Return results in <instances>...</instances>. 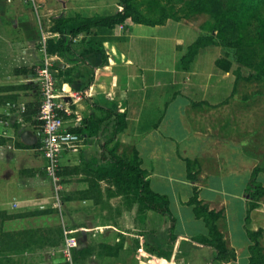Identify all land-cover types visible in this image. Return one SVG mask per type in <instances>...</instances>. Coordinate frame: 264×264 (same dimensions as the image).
<instances>
[{
  "label": "crops",
  "instance_id": "crops-1",
  "mask_svg": "<svg viewBox=\"0 0 264 264\" xmlns=\"http://www.w3.org/2000/svg\"><path fill=\"white\" fill-rule=\"evenodd\" d=\"M110 30L111 35L87 36L85 43L80 36L75 41L77 55L50 56L43 48L56 72H71L61 76L59 86L63 100L58 101H64L73 115L66 118V128L78 118L82 123L94 116L97 105L125 114L127 125L118 141L138 153L150 190L166 197L173 220L140 205L134 209V224L127 220L130 209L112 223L106 216L97 217L102 209L91 196L78 198L77 186L53 185L45 172L32 103L40 96L28 76L37 75L34 58L24 51L23 63L15 64L12 54L10 73L0 76V224L8 227L6 234L42 229L50 233L62 224L77 244L68 249L66 235L61 234L53 237V246L42 247L46 235L36 239L27 234L23 249L0 251V264H15L14 259L22 264H264V157L251 145L253 124H240L237 108L222 121L219 116L232 111L224 105L229 93L220 81L206 87L207 75L195 68L199 59L183 67L184 42L169 33L167 25L127 21ZM6 64L0 60V74ZM25 70L26 74L17 72ZM192 74L199 78L196 85ZM83 144L63 168L79 163ZM258 189L254 200L251 194ZM195 193L208 211L222 215L216 222L227 249L221 260L214 259L213 248L192 241L209 236L205 218L192 202ZM115 199H110L111 205L123 206ZM28 211L34 213L8 219ZM250 233L261 234L253 240ZM256 244L259 263H254L252 253Z\"/></svg>",
  "mask_w": 264,
  "mask_h": 264
},
{
  "label": "rangeland",
  "instance_id": "rangeland-1",
  "mask_svg": "<svg viewBox=\"0 0 264 264\" xmlns=\"http://www.w3.org/2000/svg\"><path fill=\"white\" fill-rule=\"evenodd\" d=\"M131 4L142 22H139L138 18H130V24L167 25L169 33L183 40V52L186 55L198 39H204L202 46L196 49L193 55V60L199 59L195 68L197 72L201 71L207 75L204 80L207 88H212L220 81L224 91L230 95L229 101L224 105L230 109L229 112L231 109L232 111L219 117H222V121H227L237 108L239 123L253 124L251 145L256 154L264 157V0H131ZM120 9L119 0H0V60L8 63L3 67L0 76L6 78L10 73L9 69L13 67L9 64L12 63V54L15 64L23 63L21 59L26 56L24 51H28L31 58H34L33 70L38 72L45 63L43 48L52 34L50 29L54 26L55 17H71L77 14L91 17L96 14H112ZM99 32H105V35L113 33L110 29ZM84 37L82 43L87 39V36ZM33 44L35 47L31 46ZM217 60H221L223 67L230 64V70L225 71L214 66L213 62ZM52 69L59 88L61 81L58 72ZM194 75L197 74L190 77L192 85H196L199 80ZM32 103L35 111H39L40 97ZM94 116L100 120L102 113L95 111ZM72 117L73 115L66 116L67 119ZM111 131V126L103 124L97 138L85 137L79 163L63 169L57 185L64 188L77 186L78 198L91 196L95 206L100 205L102 211L108 210L105 214L98 212L97 217L106 216L112 219V223L116 218L124 217V212L130 209L127 220L134 224V209L140 207L134 194L122 181L100 174L97 170L102 159L100 144L109 139ZM133 153L134 150L129 144L118 142L116 154L120 159L131 161ZM178 171L179 165L176 166V173ZM111 198H117L116 203L122 201L123 206L111 205ZM60 199L65 201V196L61 197L60 194ZM31 213L34 212H18L15 216H27ZM7 229L8 227L1 223L0 235L6 233ZM50 229V233L48 230L43 232L48 239L41 241L42 247L53 246V237L60 238L66 230L62 224ZM38 231L35 238L39 235ZM68 231L69 229L66 232ZM8 240L10 242L7 241L6 248L1 249L3 252L15 250L14 245L18 246V242L22 241L15 244L16 241L11 242L12 238L8 237ZM37 244L35 243V247ZM23 248L24 246H18L17 249ZM14 261L15 264H22L21 260Z\"/></svg>",
  "mask_w": 264,
  "mask_h": 264
},
{
  "label": "trees",
  "instance_id": "trees-1",
  "mask_svg": "<svg viewBox=\"0 0 264 264\" xmlns=\"http://www.w3.org/2000/svg\"><path fill=\"white\" fill-rule=\"evenodd\" d=\"M119 2L121 4V9L117 10L112 15H95L91 17H85L81 14H77L71 17H66L64 15L55 17L53 19L54 26L50 29V32L52 34H58L59 38H49L46 41V53L50 56L59 55L64 57H69V54L77 55L74 39L79 38L80 36L92 35L95 37L96 34L102 29H113L118 25H125L128 19L130 18H135L134 20L138 18L139 22H142L141 18L137 16L136 11L131 4V0H119ZM203 40V38L198 39L197 42L192 47H190L191 49L189 50L188 54L183 58L184 68L187 69L190 66L194 59V52L196 51V49L202 46ZM216 66L218 68L221 67L225 71L230 70V64L228 66L223 67V65L221 66V60L216 61ZM17 72H24V74H26L27 70ZM62 75L70 76L71 72L69 70L65 72L58 71V77L60 79ZM66 80L71 84L73 83L70 77H66ZM93 108L102 113V117L99 121H97L94 116L85 117L80 127H72L68 130H70L71 132L79 133L83 136V139H86L87 137L97 138L99 136V132L101 131L103 124L112 127L109 139L100 144L102 150V159L101 162L98 164V172L103 175L111 176L117 181H122L134 194V196L138 200V203L142 205L145 209L153 210L165 216H169V218L173 220L171 213L168 209V201L166 197L155 194L150 190L148 172L141 167L138 153L134 151L131 161L122 160L116 154V149L119 142L118 135L125 130L127 125L126 115L122 113H116L111 109H106L98 105L94 106ZM38 112L39 111H35L37 115ZM65 168H62L61 171ZM61 171L59 175L62 174ZM189 177L191 180H194V177L191 174H189ZM258 195L259 189L255 194H251V198L256 200ZM192 202L196 204L197 214L202 215L205 218V221L209 227L208 237L194 238L192 239V241L213 248L215 252L214 259H223L226 255L227 249L223 241V236L219 232L218 227L216 225V222L222 216L221 213L208 211V207L206 205H202L201 202L198 201L197 193H195ZM38 214L39 212L36 213V215ZM14 218H19V216H8V219ZM38 232V234H43L44 230L42 229ZM35 233H37V230L19 231L10 234L4 233L0 235V251H3L1 249L6 248V244L8 243L7 241L10 242V240H8V237L12 238L11 242L16 241L15 244H17V242L21 241L23 237L25 238L26 234L35 235ZM260 234L261 233H250V237L253 240H256V238ZM18 238H20L21 240H19ZM24 240L25 239H23L21 242H18V246L23 247L24 245H27V243H24ZM18 246L14 245V248L17 250ZM154 249H157L158 253L161 256L166 255L163 253V251H161L155 246ZM259 250L260 249L258 244H256L252 248L254 263L260 262Z\"/></svg>",
  "mask_w": 264,
  "mask_h": 264
},
{
  "label": "built area",
  "instance_id": "built-area-1",
  "mask_svg": "<svg viewBox=\"0 0 264 264\" xmlns=\"http://www.w3.org/2000/svg\"><path fill=\"white\" fill-rule=\"evenodd\" d=\"M77 39H74V42ZM28 76L34 92L40 94L41 99L37 120L41 132L40 151L46 160L45 172L57 184L60 181L59 173L64 167V161L68 160L69 156L78 155L81 152L83 136L66 128V116L72 115V112L64 101H58L63 97L57 87V80L50 62L45 60L37 75L29 72ZM22 109L25 111V106ZM76 121L73 127H80L81 119L78 118ZM65 234L67 248L75 247L76 239L69 236L70 232Z\"/></svg>",
  "mask_w": 264,
  "mask_h": 264
}]
</instances>
